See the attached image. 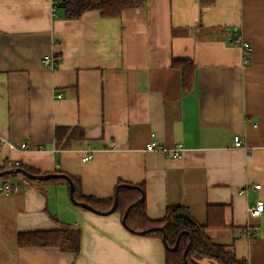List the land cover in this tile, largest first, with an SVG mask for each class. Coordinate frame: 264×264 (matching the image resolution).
<instances>
[{"label": "crops", "instance_id": "1", "mask_svg": "<svg viewBox=\"0 0 264 264\" xmlns=\"http://www.w3.org/2000/svg\"><path fill=\"white\" fill-rule=\"evenodd\" d=\"M207 1L146 0L118 18L68 19L51 0H0V169L67 174L78 195L99 200L143 186L153 221L184 206L206 226L212 208L208 238L264 264V213L248 211L264 201V0ZM182 61L195 66L190 92ZM154 141L183 151H146ZM10 178L19 192L0 193V264H166L160 238L131 233L120 213L76 206L68 182ZM67 229L80 231L78 253L18 243L21 233Z\"/></svg>", "mask_w": 264, "mask_h": 264}, {"label": "trees", "instance_id": "2", "mask_svg": "<svg viewBox=\"0 0 264 264\" xmlns=\"http://www.w3.org/2000/svg\"><path fill=\"white\" fill-rule=\"evenodd\" d=\"M213 1L208 0L206 3L212 4ZM145 2L146 0H59L57 8L63 9L68 19H78L84 13L93 10L99 11L104 17L118 18L126 9L143 6ZM174 65L181 69L184 89L190 92L194 82V64L189 61H182L175 62ZM60 131H57L56 136H59ZM17 168L24 169L34 175H41L39 172L21 164L14 166L12 169ZM5 170H8V168H2L0 172ZM72 180L75 183L74 196L78 202H85L101 213L108 212L112 208L115 197L111 200H99L94 197L78 195L76 181L74 178ZM49 181L67 183L63 179ZM122 185L118 186L116 191L119 202L115 213H120L123 219L128 207L144 197L141 204L131 209L124 227L135 235H141V232L149 229H157L145 236L157 237L163 241L166 248V264H198L197 261L205 258L213 259L218 264H248L246 260L239 259L226 245L216 244L206 235V229L217 223L216 215L213 212L211 213L212 208L208 209V224L206 226L198 224L192 218L189 209L184 206L169 207L163 220L153 221L147 215L143 186L139 187L140 190H137L127 189ZM159 228H164L165 238L163 232L158 230ZM178 239H180L178 249L174 252L170 251ZM191 242L192 244L188 248ZM18 243L21 247H52L62 251L78 253L80 249V231L67 229L21 233L18 236ZM187 248L188 252L185 257L184 254Z\"/></svg>", "mask_w": 264, "mask_h": 264}, {"label": "built area", "instance_id": "3", "mask_svg": "<svg viewBox=\"0 0 264 264\" xmlns=\"http://www.w3.org/2000/svg\"><path fill=\"white\" fill-rule=\"evenodd\" d=\"M52 2V7H53V11L55 13V11L57 10L58 4H59V0H51ZM241 47L243 50V61L244 64L247 65L249 63V59H250V55H251V47L250 45L245 42L244 40L241 43ZM46 66L50 67V68H54L55 67V60L52 57H47L44 60ZM235 147L236 148H245L246 144L245 142L239 137L236 136L235 137ZM22 149H26V145H22L21 146ZM154 150H163V152H165L166 154L171 153V157L172 158H179L181 155V152L183 151V145L182 144H178L176 145L170 152L166 149H164L162 147V145L159 142H151L149 144L146 145V151L150 152V151H154ZM90 156H86L82 159L83 162H87L89 161ZM19 164H15L14 166H17ZM14 166H11L10 169H12ZM255 189H260L261 186L260 185H255L254 186ZM19 192V187L17 186L16 183H14V181L10 178V177H5V178H1L0 179V193L1 194H13V193H17ZM249 213L253 216H261L264 213V201L263 200H257L256 204L251 206L248 209Z\"/></svg>", "mask_w": 264, "mask_h": 264}, {"label": "water", "instance_id": "4", "mask_svg": "<svg viewBox=\"0 0 264 264\" xmlns=\"http://www.w3.org/2000/svg\"><path fill=\"white\" fill-rule=\"evenodd\" d=\"M18 175H22V176L26 177L27 179L34 180V181H49V180H52V179H63V180H66L69 183V186H70V199H71L72 203L75 204L76 206H79L81 208L87 209L89 211H92V212H95V213H98V214H102V215L113 214V213H115V211L117 209V206H118V202H119L118 193H116L114 204H113L112 208L108 212H105V213H101V212L97 211L95 208H93L92 206L88 205L85 202H78L75 199V196H74V192H75V183H74V181L72 180V178L70 176H68L67 174H63V173L34 175V174L24 170V169L17 168V169H9V170H5V171L0 172V179L8 177V176L17 177ZM122 186L124 188H127V189L140 190V188L138 186H133V185H130V184H125V185H122ZM143 201H144V197H142L140 200H138L137 202H135L134 204H132L131 206L128 207V209H127V211H126V213H125V215H124V217L122 219L123 225L125 224L126 218L128 217L129 212L131 211V209L134 206L141 204ZM155 230H157V229L154 228V229H149V230L143 231V232H141V235H147V234H149V233H151V232H153ZM158 230L163 232L164 238H165V230H164V228H159ZM179 242H180V239L177 240L175 246L173 248H171L170 251H173V252L176 251L178 249ZM191 244H192V242L189 244L188 248L191 246ZM188 248L185 251V254H184L185 257H186V254L188 252Z\"/></svg>", "mask_w": 264, "mask_h": 264}, {"label": "rangeland", "instance_id": "5", "mask_svg": "<svg viewBox=\"0 0 264 264\" xmlns=\"http://www.w3.org/2000/svg\"><path fill=\"white\" fill-rule=\"evenodd\" d=\"M9 170V169H8ZM18 178L21 179V180H29L27 179L26 177L22 176V175H18Z\"/></svg>", "mask_w": 264, "mask_h": 264}]
</instances>
